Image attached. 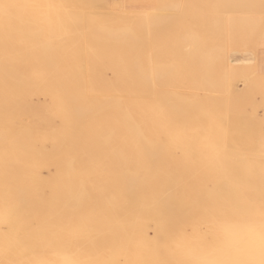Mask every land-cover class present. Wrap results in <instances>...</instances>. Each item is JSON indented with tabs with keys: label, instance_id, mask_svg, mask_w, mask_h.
<instances>
[{
	"label": "bare ground",
	"instance_id": "bare-ground-1",
	"mask_svg": "<svg viewBox=\"0 0 264 264\" xmlns=\"http://www.w3.org/2000/svg\"><path fill=\"white\" fill-rule=\"evenodd\" d=\"M3 2L62 7L0 15V264L45 259L53 238L82 264L205 258L235 225L204 211L264 183L261 0H171L167 23L105 0Z\"/></svg>",
	"mask_w": 264,
	"mask_h": 264
},
{
	"label": "snow or ice",
	"instance_id": "snow-or-ice-1",
	"mask_svg": "<svg viewBox=\"0 0 264 264\" xmlns=\"http://www.w3.org/2000/svg\"><path fill=\"white\" fill-rule=\"evenodd\" d=\"M261 4L264 6V0H261ZM60 7L62 5L17 4L0 0V15L7 20L17 9H47L51 13ZM225 212L235 226L226 229L223 237H218L213 245H203L206 248L205 258L195 261L194 264H264V183L258 201L251 198L231 204L227 208H209L203 215L207 218ZM200 226V221H194L190 225L193 233ZM169 230L177 239H189L187 228L178 229L176 225L170 224ZM30 264H82V261L72 249L63 247L53 238L48 245V257Z\"/></svg>",
	"mask_w": 264,
	"mask_h": 264
},
{
	"label": "rangeland",
	"instance_id": "rangeland-1",
	"mask_svg": "<svg viewBox=\"0 0 264 264\" xmlns=\"http://www.w3.org/2000/svg\"><path fill=\"white\" fill-rule=\"evenodd\" d=\"M105 2L107 3V5L110 8L109 11H112L113 13H117V14L123 12V10H124L125 15L138 16L140 14H142V15L145 14V16H148L149 18H153V17L160 18L159 19L160 22H164L170 16L169 6L171 4V0H123V7L125 9L118 8L119 7L118 5L121 2V0H105ZM132 9H135V10H132ZM142 15L138 16V18L142 17ZM261 15H264V13L260 14V16ZM165 22L167 23V21H165ZM166 23H165V26H168ZM162 27H164V25H162ZM239 51L243 52V53L240 54ZM261 51H262V53H264V50H261ZM251 54L252 53L248 52V50L247 51L246 50L245 51L244 50H242V51L236 50V51L229 53L230 57H234V58H241L243 56L252 57ZM168 56L170 57V54H168L167 56L165 54V62L169 61L168 63L173 64L172 63V61H173L174 63H177L178 60L176 59L177 58L176 56H172V58L174 60H172V58L171 57L169 58ZM166 60H168V61H166ZM190 90H191V88L187 87V92H189ZM246 108L248 110H246ZM243 112H244L243 114H245V116H251L252 112H254L255 115L258 114L259 116H261V113L263 115V110L258 109L257 111H252V108L249 106L248 107L245 106V108H243ZM255 115H253V116H255ZM258 115L255 117L260 119L261 117H258ZM253 127H254V125L251 128L249 126L250 130H249L248 134L254 135L257 133V131L255 129H253ZM248 141H249V146H253V144L256 145V143H258L257 139L249 138Z\"/></svg>",
	"mask_w": 264,
	"mask_h": 264
}]
</instances>
